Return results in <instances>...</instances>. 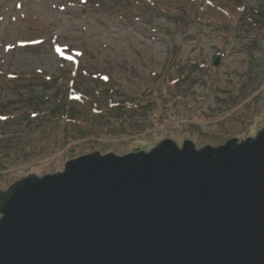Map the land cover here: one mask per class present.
<instances>
[{
	"label": "rangeland",
	"instance_id": "1",
	"mask_svg": "<svg viewBox=\"0 0 264 264\" xmlns=\"http://www.w3.org/2000/svg\"><path fill=\"white\" fill-rule=\"evenodd\" d=\"M262 130L264 0H0L1 191L86 152Z\"/></svg>",
	"mask_w": 264,
	"mask_h": 264
},
{
	"label": "water",
	"instance_id": "2",
	"mask_svg": "<svg viewBox=\"0 0 264 264\" xmlns=\"http://www.w3.org/2000/svg\"><path fill=\"white\" fill-rule=\"evenodd\" d=\"M0 214V264H264V130L93 152L0 190Z\"/></svg>",
	"mask_w": 264,
	"mask_h": 264
},
{
	"label": "flooded vegetation",
	"instance_id": "3",
	"mask_svg": "<svg viewBox=\"0 0 264 264\" xmlns=\"http://www.w3.org/2000/svg\"><path fill=\"white\" fill-rule=\"evenodd\" d=\"M59 77H61V76H59ZM54 80H55V78H54ZM53 83H55V82H53ZM92 103H94V102H92ZM58 110H60V108L58 109ZM61 112H63V110H61L60 111V114H56V118L58 117V116H62V113ZM51 115V114H50ZM68 117V116H67ZM71 117H72V115H71ZM54 119V118H53ZM68 134H70V133H68ZM163 141V140H162ZM186 141H192L193 142V144H194V140L193 139H185V140H182L181 142H178V141H176V140H174V142L176 143V145H178V146H182L183 147V145H184V143L186 142ZM160 143H162V142H159L154 148H156V147H158L159 145H160ZM194 146H195V144H194ZM153 148V149H154ZM202 149V148H201ZM31 151H33L32 149H30L29 147L27 148V150H26V152H31ZM89 152H86L85 154H88ZM84 154V155H85ZM66 156H64V158H65ZM70 159H71V157H70ZM55 160V159H54ZM54 160H49V162L50 161H53L54 162ZM29 175H35L36 177H38L39 175L38 174H35V173H32V174H29ZM29 175H27L26 177H28ZM26 177H22V178H20V179H18L17 181H15L12 185H10L9 187H7V190L6 191H4V192H7V191H9L12 187H14L15 185H17L19 182H21L22 180H24V178L26 179Z\"/></svg>",
	"mask_w": 264,
	"mask_h": 264
}]
</instances>
